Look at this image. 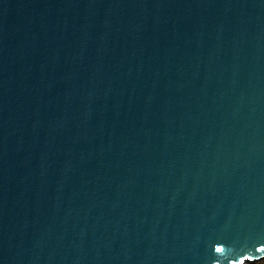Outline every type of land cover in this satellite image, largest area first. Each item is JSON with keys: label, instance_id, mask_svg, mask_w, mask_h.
<instances>
[{"label": "water", "instance_id": "obj_1", "mask_svg": "<svg viewBox=\"0 0 264 264\" xmlns=\"http://www.w3.org/2000/svg\"><path fill=\"white\" fill-rule=\"evenodd\" d=\"M264 258V0H0V264Z\"/></svg>", "mask_w": 264, "mask_h": 264}, {"label": "rangeland", "instance_id": "obj_2", "mask_svg": "<svg viewBox=\"0 0 264 264\" xmlns=\"http://www.w3.org/2000/svg\"><path fill=\"white\" fill-rule=\"evenodd\" d=\"M241 264H245L244 262ZM248 264H264V258H260L254 261H249Z\"/></svg>", "mask_w": 264, "mask_h": 264}, {"label": "trees", "instance_id": "obj_3", "mask_svg": "<svg viewBox=\"0 0 264 264\" xmlns=\"http://www.w3.org/2000/svg\"><path fill=\"white\" fill-rule=\"evenodd\" d=\"M248 264V263H247Z\"/></svg>", "mask_w": 264, "mask_h": 264}]
</instances>
